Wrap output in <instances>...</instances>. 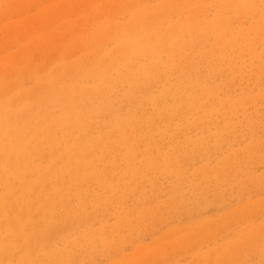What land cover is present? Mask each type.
Listing matches in <instances>:
<instances>
[{"label":"rangeland","instance_id":"374dc122","mask_svg":"<svg viewBox=\"0 0 264 264\" xmlns=\"http://www.w3.org/2000/svg\"><path fill=\"white\" fill-rule=\"evenodd\" d=\"M1 116L79 181L0 264H264V0H0Z\"/></svg>","mask_w":264,"mask_h":264},{"label":"bare ground","instance_id":"6f19581e","mask_svg":"<svg viewBox=\"0 0 264 264\" xmlns=\"http://www.w3.org/2000/svg\"><path fill=\"white\" fill-rule=\"evenodd\" d=\"M0 118V219L3 221V229L10 237V240L0 242V254L2 255L7 251V242L9 244L16 241L19 238L18 232L20 230L23 231L20 228L21 225L16 227L12 225L11 218L9 219L7 214H11L16 218H22L23 215L31 216L37 210L33 206L35 199L31 198L30 195H45L46 192L42 184L48 180L46 177L50 176L48 170L60 173L59 167L62 166V178H55V186L59 185L56 191L58 196L61 195L62 183L67 177L76 182L79 181V176L73 170L75 164L71 158H66V162L63 161V165L54 164L53 167L46 169L41 165L35 164L33 162L34 155L39 151V149L35 148L39 146L38 138L34 137L35 134L31 133L29 140H23L20 135L24 136L27 134L24 130L16 133L17 127L5 125V117L1 116ZM69 173L72 176H68L67 174ZM84 179L82 178L81 181H84ZM13 182H17L18 184L15 185ZM9 197L14 199L9 200Z\"/></svg>","mask_w":264,"mask_h":264}]
</instances>
